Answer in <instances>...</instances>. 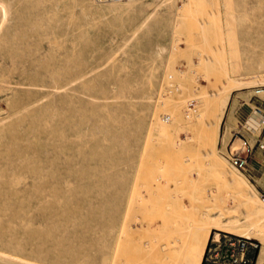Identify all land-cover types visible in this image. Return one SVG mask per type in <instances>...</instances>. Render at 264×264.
Masks as SVG:
<instances>
[{
    "label": "rangeland",
    "instance_id": "374dc122",
    "mask_svg": "<svg viewBox=\"0 0 264 264\" xmlns=\"http://www.w3.org/2000/svg\"><path fill=\"white\" fill-rule=\"evenodd\" d=\"M0 4V264L157 263V213L206 191L264 240L197 141L228 93L263 96L264 0ZM226 144L219 127L217 156L264 205ZM237 233L211 230L206 248L246 238L259 264L262 243Z\"/></svg>",
    "mask_w": 264,
    "mask_h": 264
},
{
    "label": "bare ground",
    "instance_id": "6f19581e",
    "mask_svg": "<svg viewBox=\"0 0 264 264\" xmlns=\"http://www.w3.org/2000/svg\"><path fill=\"white\" fill-rule=\"evenodd\" d=\"M88 1H91V0H88ZM135 1H138V0H135ZM0 6H2V5L0 4ZM211 9H213V8H211ZM2 13L4 16L7 15V11L5 10L4 7H2ZM210 15H211V13H210ZM217 96H219V95H215V97H217ZM229 99H230V93H228L225 97L221 98V102H219L215 105V107H214L215 115H214L212 121L209 124H207L208 129H206L198 137V140H197L198 143L200 144L201 148L202 147L204 148V153H201L202 155L200 154L201 155L200 157L203 158V163L206 166L205 169L209 168L213 172H216L218 174L216 176H219L221 178V181L223 182V186L227 187V190L229 188V189H231V191H233V194H232L233 198H231V199H234L236 202H238L240 204L239 206L245 207V209L247 210V214H245V217H249L251 215V216L262 218V220H263L264 219V205H262L260 203L257 196L252 192L250 184L245 179H243V178L241 179L240 177H238L236 175V173H234V172L230 171L228 168H226L224 163L220 160V158L216 154V143H217V138H218V134H219V127H220V123L222 121V118L224 116V112L226 110ZM168 119L164 118V121H166ZM247 122L248 123L245 126L248 127L249 129L257 128L260 125V122L258 121L257 118H251ZM202 166H203V164H202ZM161 175H162V173H161ZM174 183H175V180H174ZM161 190H162V188H161ZM171 190H172V188H171ZM171 190L169 191V189H168L169 192H171ZM194 190H192V191H194ZM224 192H226V191H224ZM190 193H192V192H190ZM214 193H212V192L209 193L206 191V193H203V195H201L200 201L198 199H195V197H196L195 195H194L195 196L194 198L192 197V195H190V198L188 197V200H189L188 206H186V204L182 201V199H180L181 197L179 198L180 200L179 199H178V201L175 200L176 205L173 204V202H169V200H168L167 201L168 203H172L171 209L169 207L170 205L169 206L166 205V209H164L165 212L162 211L163 213L160 214V211H159L160 208L157 210V212L159 211V213H157V216H158L157 218L160 219L159 215H161V219H160L161 227H160L159 231L162 228V230L164 231V232L161 231L162 236H163V234L166 233L165 237L168 238L167 241H166L165 237L163 239L164 241L162 239H160V243L164 242L163 244H165L163 246L161 245L163 247L162 249L165 250V252H163V250H162V252L165 254L164 258L162 255L163 253L161 251H160L161 254L159 253L160 255L159 254L156 255L155 251L152 250L153 254L155 253L154 255L156 256L155 257L154 255H152L153 257H155V260L156 259L158 260L159 257H157V256L162 255V257H160L161 259L159 258V261H157L158 264H201L203 257H204V252H205V249L207 246L208 237L210 235L211 230H215V229L227 230V232H229V234H234V233L238 232L237 234H242L243 237L252 238V239H255L257 241H260L262 243V246L264 247V240H260L257 238L258 235L254 231V227L252 225L248 226L247 220H241V219H237L236 217L229 216L230 215L229 214L230 210L228 209L229 207L223 206V201H221V200L219 201L220 202L219 206L217 208L214 207L216 209H213L212 207L209 206V204H211V203L212 204L217 203L215 201L216 197L214 198V195H213ZM216 193H217V191H216ZM149 194H150V192L148 193V195ZM152 194H153V192H152ZM181 196H182V194H181ZM159 198H158V201H160V203L161 202L162 203H161V205H158L159 202L156 204H157V207L161 206V210H163L162 208H164L163 207L164 205H162V204L163 203L165 204L167 198L165 200L163 199V201L159 200ZM149 200H151V199H149ZM147 202L149 205V201H147ZM261 202L264 204L262 199H261ZM202 203L205 205L204 209H203L204 206L203 207L199 206ZM151 205H153V204L151 203L150 206ZM234 207H233V211L235 210ZM153 208L154 207H152V209ZM149 210H147V211L149 212ZM153 212H154V210H152V212H149V214L153 213ZM144 213L146 214V212H144ZM144 213H143V215H144ZM149 214L147 213L145 217L147 218V216ZM144 221H146V220H144ZM142 222H143V220H142ZM150 223H152L151 220H150ZM152 226H153V224L152 225L150 224V227H152ZM148 229H150V228H148ZM155 229L153 228L154 233L158 231V229H156L157 231H155ZM258 234H259V232H258ZM159 236H161V235L159 234ZM218 236H219V234H218ZM218 239H219V237H218ZM217 240H215V241H217ZM156 241H158V240H156ZM154 245H156V244H154ZM158 245H156V248L152 246L153 247L152 249H154V248L157 249ZM115 249H117V247ZM114 256H115V254H114ZM149 256H150V254H149ZM150 261L148 264H150ZM263 262H264V255H262L260 257V259L258 260L259 264H262ZM153 263L157 264L156 261L151 262V264H153ZM111 264H112V262H111Z\"/></svg>",
    "mask_w": 264,
    "mask_h": 264
},
{
    "label": "crops",
    "instance_id": "0c3cea01",
    "mask_svg": "<svg viewBox=\"0 0 264 264\" xmlns=\"http://www.w3.org/2000/svg\"><path fill=\"white\" fill-rule=\"evenodd\" d=\"M252 93L253 91L244 92L243 90L232 93L220 124L221 145L223 146L225 138L226 151H228V144L239 139L240 136L247 140L250 150L246 175L256 183V187L263 191L264 185L259 184V181L264 178V152L258 145L264 144V90H261L262 97ZM251 118H257L260 122L259 127L254 128L255 130L245 126ZM211 241L209 240L208 246L212 245ZM207 252L208 247L202 264H207Z\"/></svg>",
    "mask_w": 264,
    "mask_h": 264
},
{
    "label": "built area",
    "instance_id": "2783aa9c",
    "mask_svg": "<svg viewBox=\"0 0 264 264\" xmlns=\"http://www.w3.org/2000/svg\"><path fill=\"white\" fill-rule=\"evenodd\" d=\"M128 1L135 0H94L96 4ZM259 93H261V90L255 91V94ZM235 141L228 145L227 160L239 172L247 174V158L250 150L248 142L245 138L240 136L239 139H237L239 147L232 149ZM258 147L264 152V144H259ZM261 197L264 202V194H262ZM211 243L212 246L208 249L206 256L207 264H251L249 256L252 255L251 252L257 248V244L251 242L249 239L226 235L222 236L217 241L213 238Z\"/></svg>",
    "mask_w": 264,
    "mask_h": 264
}]
</instances>
